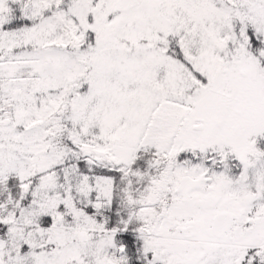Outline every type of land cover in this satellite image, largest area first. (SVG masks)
<instances>
[{
	"label": "snow or ice",
	"instance_id": "snow-or-ice-1",
	"mask_svg": "<svg viewBox=\"0 0 264 264\" xmlns=\"http://www.w3.org/2000/svg\"><path fill=\"white\" fill-rule=\"evenodd\" d=\"M0 264H264V0H0Z\"/></svg>",
	"mask_w": 264,
	"mask_h": 264
}]
</instances>
